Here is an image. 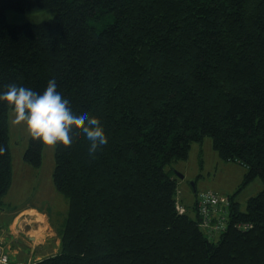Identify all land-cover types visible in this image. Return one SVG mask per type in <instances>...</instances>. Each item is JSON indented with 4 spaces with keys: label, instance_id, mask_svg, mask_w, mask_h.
Here are the masks:
<instances>
[{
    "label": "trees",
    "instance_id": "trees-1",
    "mask_svg": "<svg viewBox=\"0 0 264 264\" xmlns=\"http://www.w3.org/2000/svg\"><path fill=\"white\" fill-rule=\"evenodd\" d=\"M6 9L55 14L11 24ZM52 77L108 143L90 153L78 130L53 140L68 212L59 250L35 264H264V187L245 209L230 196L212 241L198 216L176 211L171 172L210 136L246 167L242 184L264 182V0H0V91H42ZM10 107L0 100V202L12 181ZM43 145L30 135L23 160L39 167Z\"/></svg>",
    "mask_w": 264,
    "mask_h": 264
},
{
    "label": "rangeland",
    "instance_id": "rangeland-1",
    "mask_svg": "<svg viewBox=\"0 0 264 264\" xmlns=\"http://www.w3.org/2000/svg\"><path fill=\"white\" fill-rule=\"evenodd\" d=\"M54 14V9L29 13L6 9L5 20L11 24L39 22ZM13 116L14 109L10 107L7 122L13 175L12 183L0 202V232L4 231L3 236L16 258L30 259L35 264L58 251L59 230L67 216L68 200L56 190L52 181L54 141L43 145L42 162L37 172L34 174L26 171L23 153L31 134L23 122L14 124ZM171 172L184 175L183 178H178V196L193 218L197 215L192 208V184L196 189H214L221 194L233 196L241 209H245L250 196L264 187L260 176L242 184L246 167L238 162L222 159L213 148L210 136L192 143L187 157L172 163ZM27 207L46 209L48 213L42 215L40 211L38 214L35 213L36 210H29L14 218V212Z\"/></svg>",
    "mask_w": 264,
    "mask_h": 264
},
{
    "label": "clouds",
    "instance_id": "clouds-1",
    "mask_svg": "<svg viewBox=\"0 0 264 264\" xmlns=\"http://www.w3.org/2000/svg\"><path fill=\"white\" fill-rule=\"evenodd\" d=\"M0 100L14 109L13 123H24L33 138L44 144L63 136L74 138L76 131L82 132L90 141L88 151L96 152L108 143V137L100 119L89 115L87 109L76 106L70 91L58 90L55 77L47 81L42 91L24 85L10 84L6 91H0ZM83 122L79 129L77 122ZM5 151L0 146V153Z\"/></svg>",
    "mask_w": 264,
    "mask_h": 264
},
{
    "label": "built area",
    "instance_id": "built-area-1",
    "mask_svg": "<svg viewBox=\"0 0 264 264\" xmlns=\"http://www.w3.org/2000/svg\"><path fill=\"white\" fill-rule=\"evenodd\" d=\"M177 190L175 209L178 213H185L186 207L180 202ZM231 197L218 193L212 189H199L195 196V210L199 226L209 240H216L225 230L231 211ZM247 227V224H238ZM4 231L0 232V264H33L30 259L16 258L4 238Z\"/></svg>",
    "mask_w": 264,
    "mask_h": 264
},
{
    "label": "crops",
    "instance_id": "crops-1",
    "mask_svg": "<svg viewBox=\"0 0 264 264\" xmlns=\"http://www.w3.org/2000/svg\"><path fill=\"white\" fill-rule=\"evenodd\" d=\"M10 155H11V153H10ZM10 159H11V156H10ZM25 162V161H24ZM27 165H29L30 167H28L27 165H25L26 167H25V170L26 171H31V172H33L34 174H35V172H37V169L40 167H33L32 165H30V164H28L27 162H25ZM11 169H12V167H11ZM12 175H13V171H12ZM183 177H184V175H183ZM183 177H180V178H183ZM179 178V177H178ZM178 178H177V180H178ZM11 183H12V181H11ZM177 183H179V181L177 182ZM181 184H182V181H181ZM11 185V184H10ZM192 187H194V188H192L193 189V191H194V200H193V203H194V201H195V196H196V192L199 190V189H196L195 188V186H194V184H192ZM212 190H214V189H212ZM219 190H221V189H219ZM214 191H216V192H218V193H220L219 191H217V190H214ZM222 191V190H221ZM226 195H229V194H226ZM231 196V195H230ZM180 199H181V197H180ZM29 210H36V212L35 213H38L39 214V212L38 211H40V212H42V215H46L47 213H46V209H42V208H34V207H27V208H22V209H20V210H17L16 212H14L13 214H14V218L16 219L17 217H19L22 213H24L25 211H29ZM12 214V215H13ZM48 217V216H47ZM56 250H59V240H58V247H57V249ZM56 250H55V252H56ZM17 257V256H16ZM20 260H26V259H21V258H19Z\"/></svg>",
    "mask_w": 264,
    "mask_h": 264
},
{
    "label": "water",
    "instance_id": "water-1",
    "mask_svg": "<svg viewBox=\"0 0 264 264\" xmlns=\"http://www.w3.org/2000/svg\"><path fill=\"white\" fill-rule=\"evenodd\" d=\"M177 177H183V175L182 174H175Z\"/></svg>",
    "mask_w": 264,
    "mask_h": 264
}]
</instances>
